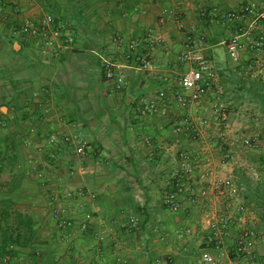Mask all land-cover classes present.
Listing matches in <instances>:
<instances>
[{"label": "crops", "instance_id": "0c3cea01", "mask_svg": "<svg viewBox=\"0 0 264 264\" xmlns=\"http://www.w3.org/2000/svg\"><path fill=\"white\" fill-rule=\"evenodd\" d=\"M249 3L264 7V0H0V253L11 245V255L5 262L0 256V264H119L118 258L127 264H156L159 258L164 264H198L207 255H220L203 238L209 222L229 209L221 186L205 184L208 198L185 201L176 213L162 203L168 178L180 173L177 153L201 146L188 137L178 142L171 119L184 114L172 106L165 114L143 119L139 108L142 100L162 90H180L187 67L178 56L187 30L207 37L206 54L214 59V48L228 32L223 24L201 16L202 10H238ZM47 14L71 25L73 47L59 58L44 52L39 38L19 32L26 20L38 22ZM148 34L163 44L153 46ZM135 39L140 41L138 54L151 57V70L127 60ZM105 60L126 72V87L116 95L109 94ZM212 101L205 99L201 114H209ZM32 127L49 134L81 133L90 145L87 156L79 160L67 151L56 154L45 137L31 135ZM252 127L249 133L264 131V121L258 129ZM212 130L218 141L208 152L221 165L220 150L234 148L227 142L231 130ZM147 138L153 147L146 146ZM261 144L255 164L241 166H260L264 176V138ZM32 161L40 172L32 171ZM72 168L76 170L70 175ZM236 168L230 163L219 178ZM76 188L97 195L94 204L84 210L75 207L70 214L83 223L86 211L92 212L94 227L88 232L60 230L53 214L52 199ZM133 215L141 219L138 231L111 236L110 220ZM254 221L264 228V220ZM189 228L194 237L184 241L181 235ZM234 239V233L225 238L221 260L242 264L231 253ZM259 251L264 255V245Z\"/></svg>", "mask_w": 264, "mask_h": 264}, {"label": "built area", "instance_id": "2783aa9c", "mask_svg": "<svg viewBox=\"0 0 264 264\" xmlns=\"http://www.w3.org/2000/svg\"><path fill=\"white\" fill-rule=\"evenodd\" d=\"M172 10L165 9V15L172 16ZM201 16H209L213 23H221L228 32V39L224 43L232 61L240 65L245 76L251 79L264 80V7L256 3H249L238 10L223 11L213 7L202 10ZM184 28L182 23H179ZM23 35L37 37L42 41V50L53 58H59L67 49L73 47L74 38L71 34L69 22H62L58 16L47 14L38 22L28 19L19 29ZM147 40L153 46L163 44L160 37L147 35ZM140 41L135 39L129 44L127 60L135 59L140 67L151 70V57L138 54ZM207 37L203 34H195L187 30L183 49L178 56V61L187 67L179 79L180 90H162L150 100H142L139 114L146 119L159 112L165 114L170 107L184 115H176L171 119V128L178 138V142L188 137L192 143L200 144V149L191 152L183 149L177 153L180 160V173L168 178V188L162 197L163 205L171 212H179L184 208L183 202H204L209 196V189L221 186L224 194L230 199L229 209L217 214L208 225V233L203 238V244L214 247L220 252L218 257L207 255L198 264H234V260H221V250L225 246V238L231 233L235 239L231 247V253L235 261L242 264H264V255L259 251V246L264 245V228H259L254 220H264V212H256L244 203L235 184L233 172L220 179L219 172L224 171L230 163H234V155L229 150L224 156L221 165H216L210 153V147L217 143L213 127L228 129L232 125V115L225 103V88L222 83L221 70L207 56ZM104 72L109 84V94L116 95L126 87L125 69L115 62L105 60ZM207 97L213 98L212 107L208 115L201 114V109ZM253 126L258 129L263 121L259 114L252 115ZM31 135L43 136L47 144L56 154L67 151L76 159H84L90 148L89 143L81 133L71 132H40L38 128L30 129ZM264 131H255L252 134H241L236 140L246 151L257 152L261 148ZM186 140V141H187ZM30 139L27 144H30ZM148 147L154 146L151 138L145 140ZM153 153L150 154L152 158ZM32 171L40 172L37 162L32 161ZM39 169V170H38ZM248 173L256 180H260V166L247 168ZM72 168L70 175L75 173ZM82 171V167L78 169ZM264 170V169H263ZM1 175V173H0ZM42 175V173H40ZM53 198V197H52ZM97 195L85 188L68 189L61 196L52 199L54 202L53 214L58 220V227L62 231L80 228L84 232L93 230L94 215L86 211L84 222L81 223L70 214L75 207L82 210L96 202ZM184 200V201H183ZM251 217L253 222L248 223ZM109 231L111 236L132 234L141 227V219L138 216H130L123 220H110ZM184 241L193 239V232L189 228L181 235ZM95 249L102 252L97 244ZM119 264H127V261L118 258ZM164 259L159 258L156 264H164ZM172 263L170 260V263ZM166 263V264H167Z\"/></svg>", "mask_w": 264, "mask_h": 264}, {"label": "rangeland", "instance_id": "374dc122", "mask_svg": "<svg viewBox=\"0 0 264 264\" xmlns=\"http://www.w3.org/2000/svg\"><path fill=\"white\" fill-rule=\"evenodd\" d=\"M228 35L224 36L219 46H216L213 50L214 52V63L216 66H223L228 63L232 64L231 59L229 58V55L227 53V49L223 43H225L228 39ZM207 56L210 57V55L207 54ZM97 69V68H96ZM226 85L230 88L227 91V96H225V103L227 105V108L232 118V125L229 128L231 130L230 134L228 135L229 140L227 142L234 144V148L232 150V153L234 155V162L235 165H237V168H241L243 163L245 164H251L258 160V158L261 156L257 152L252 153L246 151L236 140L241 134H252L248 131L252 130L253 122H252V115L259 114V107L258 103L260 100H258L255 97L254 93H251L247 91L244 88L243 81L240 80L237 76H229L228 81L226 82ZM262 122V121H261ZM247 128V129H246ZM250 128V129H249ZM222 144V141L221 143ZM263 144H261L262 146ZM223 147V146H222ZM224 148V147H223ZM221 151V157L222 160H224V156L229 151L226 150H220ZM260 151V149H259ZM241 166V167H240ZM249 165H246V167ZM245 170L247 168H244ZM1 178V175H0ZM225 240V245H226Z\"/></svg>", "mask_w": 264, "mask_h": 264}, {"label": "trees", "instance_id": "16d2710c", "mask_svg": "<svg viewBox=\"0 0 264 264\" xmlns=\"http://www.w3.org/2000/svg\"><path fill=\"white\" fill-rule=\"evenodd\" d=\"M211 60L214 62V59ZM216 67L221 70L222 83L225 88V96H227V91L230 89L226 85L229 76H237L240 80L243 81L244 88L247 91L254 93L255 97L260 100V102L258 103V112L261 119L264 121V80L251 79L248 76H245L242 67L235 64L233 61L232 64L228 63L226 65ZM233 174L241 200L254 211L259 213L264 212V176H261L260 180H256L248 173L247 170L241 168H236ZM10 246L11 245L6 246L5 249L0 253V256L2 260H4V262L6 260V257L11 255Z\"/></svg>", "mask_w": 264, "mask_h": 264}]
</instances>
